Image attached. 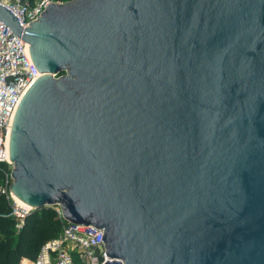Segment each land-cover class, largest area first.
I'll use <instances>...</instances> for the list:
<instances>
[{
  "label": "water",
  "instance_id": "water-1",
  "mask_svg": "<svg viewBox=\"0 0 264 264\" xmlns=\"http://www.w3.org/2000/svg\"><path fill=\"white\" fill-rule=\"evenodd\" d=\"M41 75L11 195L103 231L105 264H264V0H73L22 29Z\"/></svg>",
  "mask_w": 264,
  "mask_h": 264
},
{
  "label": "built area",
  "instance_id": "built-area-1",
  "mask_svg": "<svg viewBox=\"0 0 264 264\" xmlns=\"http://www.w3.org/2000/svg\"><path fill=\"white\" fill-rule=\"evenodd\" d=\"M68 1L55 0H0L22 29L28 28L45 13L51 4ZM29 45L11 33L0 22V194L6 196L10 206L8 217L14 220L13 230L19 233L33 208L18 202L11 195V173L8 162V139L15 109L30 86L41 76L34 68L28 53ZM63 223L57 237L40 248L34 261L21 260L20 264H105L109 261L103 243V231L87 225L65 221L58 206L51 207Z\"/></svg>",
  "mask_w": 264,
  "mask_h": 264
},
{
  "label": "trees",
  "instance_id": "trees-1",
  "mask_svg": "<svg viewBox=\"0 0 264 264\" xmlns=\"http://www.w3.org/2000/svg\"><path fill=\"white\" fill-rule=\"evenodd\" d=\"M9 213L10 206L6 196L0 194V264H20L21 260H36L42 245L57 237L63 225L53 208L44 207L32 212L21 231L15 234L14 220L8 217Z\"/></svg>",
  "mask_w": 264,
  "mask_h": 264
}]
</instances>
